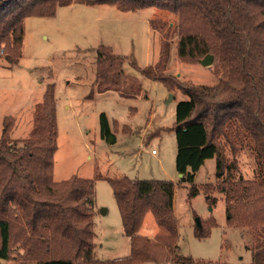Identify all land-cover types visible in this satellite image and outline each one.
Masks as SVG:
<instances>
[{
	"label": "trees",
	"instance_id": "16d2710c",
	"mask_svg": "<svg viewBox=\"0 0 264 264\" xmlns=\"http://www.w3.org/2000/svg\"><path fill=\"white\" fill-rule=\"evenodd\" d=\"M72 3L117 5L124 11L156 7L178 16V56L189 63L214 56L222 70L216 86L193 85L165 75L161 64L141 73L189 96L177 106L176 166L191 183L204 162L216 157V190L225 202L227 224L244 231L251 264H264V0H0V58L10 66L22 57L27 17L54 16L57 6ZM95 82L99 90L117 86L125 56L111 47L96 50ZM0 137V261L19 264H139L172 260L178 239L171 180L109 179L130 253L101 259L95 253L94 181L72 175L53 179L58 125L54 84L35 110L32 134L11 140L12 123L4 119ZM102 136L114 142L105 115ZM243 133H242V132ZM252 141L261 166L253 180H235L237 161L228 163L224 146L236 156V143ZM190 170V171H189ZM226 178H223L224 174ZM192 191V195L195 194ZM216 198L207 197L210 204ZM151 212L161 231L150 239L138 233ZM216 225H196L206 237ZM184 261L183 256H176Z\"/></svg>",
	"mask_w": 264,
	"mask_h": 264
},
{
	"label": "rangeland",
	"instance_id": "374dc122",
	"mask_svg": "<svg viewBox=\"0 0 264 264\" xmlns=\"http://www.w3.org/2000/svg\"><path fill=\"white\" fill-rule=\"evenodd\" d=\"M178 39V16L156 7L124 11L117 5L72 3L58 5L54 16L27 17L19 63L10 66L0 58V137L8 117L13 126L10 139L29 138L36 106L54 84L58 138L53 179L62 181L77 175L94 181L98 258L114 259L130 253L109 182L129 177L171 180L175 186L178 239L174 256L161 263L139 264H251L246 231L227 224L225 202L216 190V157L207 159L194 173L193 183L177 170L173 127L178 104L189 96L141 73L146 66L161 64L165 75L179 81L216 86L222 70L216 71L213 64L181 60ZM102 44L126 59L117 86L101 91L95 70L96 50ZM102 115L114 135L112 143L102 136ZM242 137L243 144L236 143V156L226 141L223 150L229 164L237 161L231 177L253 180L261 166L252 141L244 134ZM208 196L216 198L213 204L207 201ZM197 217L205 227L215 220L208 236L197 235ZM160 231L154 215L148 212L138 233L154 239ZM177 255L185 260L178 261Z\"/></svg>",
	"mask_w": 264,
	"mask_h": 264
},
{
	"label": "water",
	"instance_id": "95a60500",
	"mask_svg": "<svg viewBox=\"0 0 264 264\" xmlns=\"http://www.w3.org/2000/svg\"><path fill=\"white\" fill-rule=\"evenodd\" d=\"M213 62H214V56L212 54H208L203 59L200 60V63L203 66H211L213 64ZM195 222H196V225L198 228H200L202 226V222H201V219L199 217L196 218Z\"/></svg>",
	"mask_w": 264,
	"mask_h": 264
},
{
	"label": "crops",
	"instance_id": "0c3cea01",
	"mask_svg": "<svg viewBox=\"0 0 264 264\" xmlns=\"http://www.w3.org/2000/svg\"><path fill=\"white\" fill-rule=\"evenodd\" d=\"M153 152H155V151H153ZM174 195H175V193H174ZM174 209H175V206H174ZM127 240H128V242H129V239L127 238Z\"/></svg>",
	"mask_w": 264,
	"mask_h": 264
}]
</instances>
